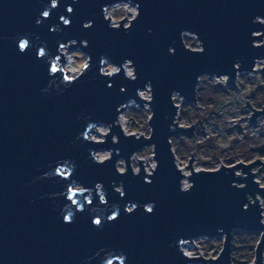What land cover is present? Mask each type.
I'll use <instances>...</instances> for the list:
<instances>
[{"label": "water", "instance_id": "1", "mask_svg": "<svg viewBox=\"0 0 264 264\" xmlns=\"http://www.w3.org/2000/svg\"><path fill=\"white\" fill-rule=\"evenodd\" d=\"M121 2L137 8L128 26L106 16ZM79 47L87 63L69 78L63 49ZM262 60L264 0H0V264H234L240 230L260 234L253 264H264V163L196 170L192 154L186 176L171 141L195 129L177 122L176 94L197 103L203 76L238 88ZM131 103L149 105V138L119 125ZM104 125L105 142L89 137ZM149 145L155 169L139 160L137 172L133 155ZM219 236L217 258L184 251Z\"/></svg>", "mask_w": 264, "mask_h": 264}, {"label": "rangeland", "instance_id": "2", "mask_svg": "<svg viewBox=\"0 0 264 264\" xmlns=\"http://www.w3.org/2000/svg\"><path fill=\"white\" fill-rule=\"evenodd\" d=\"M106 16L111 17L113 25H119L126 18L125 25L128 26L133 18L137 16V8L125 2L117 3L108 9ZM185 37L195 41V45H187L188 47L194 50L201 49L195 37L192 35ZM73 44L77 43L73 42ZM67 49H64L67 61L64 64V68L70 64V68L78 72V74L68 76L70 78L82 72L87 63V57L80 47ZM258 64L260 71L256 72V74L245 73L237 75L238 80H236L235 84L238 88L227 86L226 79L219 81L215 77L203 76L197 88V103L189 105L182 96L177 94L174 96V101L179 106L177 118L179 125L183 126L184 129H189L192 125H195L193 130L195 136L193 133L183 132L171 138L176 160L181 167L187 166L188 173L191 172L188 166L190 160H192V154L194 155V161L191 165L197 170H216L222 165H237L238 162L257 161L264 158V117L258 118L254 123L249 120L253 110L244 108L247 105V101L253 108L262 109L264 107V105H258L264 100V61ZM127 66L128 73L134 74V69H132L131 65L128 64ZM116 68L114 63L106 61L104 71L111 73ZM253 90L255 91L254 94L246 98V95H249ZM149 94L151 99V91H149ZM122 114L126 120L123 128L125 135L145 136L148 138L151 136L149 124L151 113L148 104L144 108L134 103L127 104ZM94 129L102 132L103 136H99L94 132L89 137H92L91 139L93 140L105 142L107 139L105 135L110 132L109 127L104 125ZM110 155L111 151L105 149L97 152L96 157L103 161ZM139 160H144L148 166L152 163L155 167L156 162L152 145L138 150L133 155L131 165L137 172L140 169ZM125 167L124 159H120L118 169L126 171ZM260 180L262 185H264V174L261 175ZM79 188L77 187V189ZM247 234L252 235L249 236ZM259 239V233H248L242 230L234 232L232 240L233 263L235 264L234 261L237 260L240 264H253L255 248L260 241ZM223 240L224 237L222 236L213 239L197 238L192 241L194 244L191 243L189 245V253L191 256H202L203 259L207 260L217 258L223 248ZM187 241L190 242V240ZM253 243L254 249L252 251L254 252L251 255V252L244 250V248L249 245L252 246Z\"/></svg>", "mask_w": 264, "mask_h": 264}, {"label": "bare ground", "instance_id": "3", "mask_svg": "<svg viewBox=\"0 0 264 264\" xmlns=\"http://www.w3.org/2000/svg\"><path fill=\"white\" fill-rule=\"evenodd\" d=\"M64 50V49H63ZM65 51V50H64ZM65 53V52H64ZM66 54V53H65ZM69 64V63H68ZM128 67V66H127ZM65 72H67V75L68 76H70V75H75V74H78V72H75V71H73L72 70V68H70V64L69 65H67L65 68ZM142 97H143V99L144 100H150V94H149V91H148V89H147V91H145V92H143L142 93ZM129 106V105H128ZM122 114V113H121ZM125 116L122 114L121 116H120V119H119V125L122 127V129L124 128V124H125ZM94 132H96V134H98L99 136H103V133L102 132H99V130H97V129H94V131L92 132V133H94ZM92 138V137H91ZM98 156H99V154H98ZM153 158V157H152ZM134 160V159H133ZM141 161H144V160H141ZM132 162V161H131ZM142 164H143V167L145 168V170H146V172L148 173V174H150L151 172H152V170H154L155 169V167H154V165L151 163L149 166H148V164H146L145 162H142ZM140 168V167H139ZM181 169H182V171L184 172V174L186 175V176H188V175H190V173H188V168H187V166H184V167H181ZM191 244V243H190ZM189 243H186V246H184L185 247V249H187L188 247L190 248V245ZM187 250H189V249H187ZM186 250V251H187ZM192 257H195V256H192Z\"/></svg>", "mask_w": 264, "mask_h": 264}, {"label": "built area", "instance_id": "4", "mask_svg": "<svg viewBox=\"0 0 264 264\" xmlns=\"http://www.w3.org/2000/svg\"><path fill=\"white\" fill-rule=\"evenodd\" d=\"M262 61H264V60H262ZM262 61H259V62H262ZM259 62H257V65H256V68H255V70L257 71V72H259L260 71V69H259ZM249 74H255V73H249ZM215 78H217V77H215ZM238 78V77H237ZM219 81H221V79L223 80H228V77H225V76H223V78H217ZM236 83V82H235ZM228 86V85H227ZM230 87V86H229ZM232 88H234V87H232ZM263 108V107H262ZM252 110V109H251ZM253 114V113H252ZM252 114H251V117H252ZM261 117H264V116H261ZM258 118H260V117H258ZM253 122V121H252ZM260 161H261V163H264V158H261V159H259ZM252 162H254V160H252V161H248V162H243V163H245V164H249V163H252ZM177 164H178V166L181 168V166H180V164L177 162ZM231 166V165H230ZM262 166H264V164H262ZM194 168V167H193ZM258 169H259V167H257V168H255V169H253V172L254 173H256L257 171H258ZM197 170V169H196ZM264 171V170H263ZM239 173H241V171H238ZM262 174H264L263 172H261L260 173V175H258L257 177H256V181L258 182V184L259 185H261V186H263L264 187V185H262V182H261V180H260V177H261V175ZM189 186V182L187 181V179H185L184 180V188H187ZM262 207H264V205L262 204ZM263 218H264V212H263ZM186 243H191V241L190 242H188L187 240H186V242H184V246H186ZM187 249H189V247L187 248ZM187 249H185V247H184V251H185V253H187L188 255H190L191 256V254L189 253V250H187ZM187 250V251H186Z\"/></svg>", "mask_w": 264, "mask_h": 264}, {"label": "trees", "instance_id": "5", "mask_svg": "<svg viewBox=\"0 0 264 264\" xmlns=\"http://www.w3.org/2000/svg\"><path fill=\"white\" fill-rule=\"evenodd\" d=\"M185 40H186V45H190V46H193V45H195V41L194 40H192V39H186V37H185ZM263 102L262 103H259L258 105H264V100H262ZM247 235H249V236H251L250 234H247ZM254 249V243H253V245L251 246V245H249V246H247V247H245L244 248V250H246V251H248V252H251V255H252V253L254 252V251H252ZM235 262V264H240V263H238L237 262V260H235L234 261Z\"/></svg>", "mask_w": 264, "mask_h": 264}, {"label": "snow or ice", "instance_id": "6", "mask_svg": "<svg viewBox=\"0 0 264 264\" xmlns=\"http://www.w3.org/2000/svg\"><path fill=\"white\" fill-rule=\"evenodd\" d=\"M98 222V221H97Z\"/></svg>", "mask_w": 264, "mask_h": 264}]
</instances>
